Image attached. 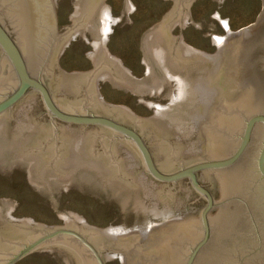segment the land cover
Listing matches in <instances>:
<instances>
[{
	"label": "water",
	"instance_id": "obj_1",
	"mask_svg": "<svg viewBox=\"0 0 264 264\" xmlns=\"http://www.w3.org/2000/svg\"><path fill=\"white\" fill-rule=\"evenodd\" d=\"M76 1L59 36L61 0H0V167L25 163L54 211L59 189L99 183L122 212L171 206L176 227L165 222L171 230L154 237L146 222L127 238L125 226L95 230L77 214H58L65 227L14 219L11 200L0 203V264L30 253L62 254L67 264H264V6L210 57L182 45L195 0H172L149 34L181 98L135 118L97 101L96 83L106 76L113 89L152 91L147 65L144 80L129 76L104 48L103 0ZM77 31L93 39L94 66L66 76L55 60Z\"/></svg>",
	"mask_w": 264,
	"mask_h": 264
},
{
	"label": "rangeland",
	"instance_id": "obj_2",
	"mask_svg": "<svg viewBox=\"0 0 264 264\" xmlns=\"http://www.w3.org/2000/svg\"><path fill=\"white\" fill-rule=\"evenodd\" d=\"M103 2L116 20L105 42L108 56L117 60L135 80H144L147 65L155 89L139 94L117 90L103 76L96 83V99L106 107L130 109L135 118L154 117L157 111L170 107L181 98L164 54L156 41L149 39L150 29L161 22L173 1ZM262 6L264 0H195L189 6V18L179 30L182 45L213 57L229 43L224 41L229 33L236 34L256 24ZM77 9L76 0H61L59 36H64L65 27L73 24ZM93 51L90 33H76L55 60L58 71L66 76L89 73L95 61V56H91ZM13 165V171L0 167V203L11 200L17 203L14 219L65 227L58 214H77L95 228L125 226L121 233H129L127 238L146 222H150L152 235L171 230V223L165 222H172V227L176 225L171 206L149 216L122 212L120 200L108 198V191L99 189V183L70 186V191L59 189L54 211L48 191L28 183L26 164ZM15 264L67 263L62 254L30 253ZM105 264L121 262L112 260Z\"/></svg>",
	"mask_w": 264,
	"mask_h": 264
},
{
	"label": "bare ground",
	"instance_id": "obj_3",
	"mask_svg": "<svg viewBox=\"0 0 264 264\" xmlns=\"http://www.w3.org/2000/svg\"><path fill=\"white\" fill-rule=\"evenodd\" d=\"M103 5H104V2L102 3ZM105 6V5H104ZM106 8H107V6H105ZM76 9V8H75ZM108 9V8H107ZM77 11V10H76ZM108 12H109V10H108ZM109 15H110V13H109ZM75 18V17H74ZM73 18V19H74ZM188 19V18H187ZM186 19V20H187ZM186 20H185V22L184 23H186ZM116 23V20L115 19H113L111 16H109V20H108V23H107V30H106V39H107V35H108V33H110V30H111V28H112V25L113 24H115ZM184 25V24H183ZM182 25V26H183ZM245 31V30H244ZM76 33H78V34H84V32H82V31H77ZM75 33V34H76ZM239 33H241V32H239ZM239 33H237V34H239ZM75 34L72 36V37H74L75 36ZM237 34H231V33H229L228 34V38L230 37V39H232L233 37H235ZM65 36V35H64ZM153 39V40H155L154 38H153V36H152V34H150V37H149V39ZM227 38V39H228ZM224 40V41H230L229 39L228 40ZM69 40V39H68ZM225 44V43H224ZM104 47H105V44H104ZM225 47H226V45H225ZM93 48H94V43H93ZM96 54H95V50L93 51V53H91V56L93 57V56H95ZM94 58V57H93ZM92 58V59H93ZM162 59H164V57L162 58ZM165 62V61H164ZM173 227H176V225H174ZM160 230H161V228H160ZM166 230V229H165ZM159 231V230H158ZM157 231V232H158ZM166 231H168V230H166ZM155 233V232H154ZM154 233H153V235L152 236H154V237H157V236H159V235H161V234H163V233H165L164 231L163 232H161V231H159V233H156L155 235H154Z\"/></svg>",
	"mask_w": 264,
	"mask_h": 264
},
{
	"label": "flooded vegetation",
	"instance_id": "obj_4",
	"mask_svg": "<svg viewBox=\"0 0 264 264\" xmlns=\"http://www.w3.org/2000/svg\"><path fill=\"white\" fill-rule=\"evenodd\" d=\"M74 126V125H73ZM79 127H83V126H79ZM87 127H94V126H87ZM259 132H261V130H260V128H259V130L256 132L257 134H259ZM261 134H262V132H261ZM256 135V134H255ZM260 138H261V136H260ZM130 143V142H129ZM202 184V183H201ZM190 187V186H189ZM196 194V193H195ZM93 229H95L94 227H92ZM95 230H97V229H95ZM64 253L65 254H68V255H70V253L69 252H67V251H65L64 250Z\"/></svg>",
	"mask_w": 264,
	"mask_h": 264
}]
</instances>
